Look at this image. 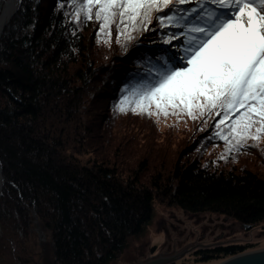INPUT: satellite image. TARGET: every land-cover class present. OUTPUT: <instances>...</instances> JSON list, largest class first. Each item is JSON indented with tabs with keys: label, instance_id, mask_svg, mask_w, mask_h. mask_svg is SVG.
I'll list each match as a JSON object with an SVG mask.
<instances>
[{
	"label": "trees",
	"instance_id": "16d2710c",
	"mask_svg": "<svg viewBox=\"0 0 264 264\" xmlns=\"http://www.w3.org/2000/svg\"><path fill=\"white\" fill-rule=\"evenodd\" d=\"M78 7L20 0L0 38V264H111L143 235L154 201L264 228V133L236 145L227 121L216 127L215 111L193 119L117 108L126 89L183 55L180 34L195 22L189 9L203 13L200 3L174 9L188 17L182 27L154 19L119 42L115 23L111 35L101 32ZM172 33L178 39L165 43ZM255 155L263 168L248 163ZM31 210L53 240L41 260L31 248ZM257 248L217 245L198 255L219 263Z\"/></svg>",
	"mask_w": 264,
	"mask_h": 264
},
{
	"label": "snow or ice",
	"instance_id": "6c2138e0",
	"mask_svg": "<svg viewBox=\"0 0 264 264\" xmlns=\"http://www.w3.org/2000/svg\"><path fill=\"white\" fill-rule=\"evenodd\" d=\"M191 0H79L76 9L85 20L93 15L100 22V31L116 24L117 42L120 35L136 31L154 19L163 27H182L187 16H177L174 9ZM188 10L195 22L182 31L183 55L170 57L166 66L157 70L147 83L126 89L117 108L138 114L169 115L185 113L196 119V114L216 112L221 119L216 127L225 125L236 145L248 139L258 140L264 133V0H206ZM95 9V12H93ZM172 12V15H157ZM117 17L119 18L117 22ZM165 21L168 23L166 24ZM195 33V35H193ZM171 39H178L175 33ZM131 97V99H130ZM155 108V113L150 109ZM259 125V127H257ZM255 129V134H253ZM220 135V133H217ZM231 143L228 136L222 137Z\"/></svg>",
	"mask_w": 264,
	"mask_h": 264
},
{
	"label": "rangeland",
	"instance_id": "374dc122",
	"mask_svg": "<svg viewBox=\"0 0 264 264\" xmlns=\"http://www.w3.org/2000/svg\"><path fill=\"white\" fill-rule=\"evenodd\" d=\"M5 2L6 0H4V4ZM177 52L180 53L179 50ZM180 56L182 55L180 54L178 57ZM261 145L263 146V144ZM249 157L250 162L248 163L251 167L261 166L263 168L260 162L261 157L256 155ZM1 192L2 188L0 195ZM30 218L33 243L31 248L35 254L37 253L36 259L41 260L46 253L45 250L48 249L53 253V240L40 224L35 210L30 211ZM262 225L257 224L252 228L250 226L245 228L230 216L207 212L191 214L177 205H165L154 201V215L143 235L132 239L123 253H120L111 264H141L187 247L191 248L175 257L174 264H216L215 261L201 260L200 255L195 252L217 245L229 244L252 245L257 246V249L264 248Z\"/></svg>",
	"mask_w": 264,
	"mask_h": 264
},
{
	"label": "water",
	"instance_id": "95a60500",
	"mask_svg": "<svg viewBox=\"0 0 264 264\" xmlns=\"http://www.w3.org/2000/svg\"><path fill=\"white\" fill-rule=\"evenodd\" d=\"M5 5H6V2L4 4V7H5ZM19 5H20V0L18 1V7L14 11V13L10 16L9 20L13 17L15 12L18 10ZM4 7H3V10H4ZM3 10H2V12H3ZM1 35L2 34H0V37H1ZM0 172L2 174L1 165H0ZM2 178H3V176H2ZM2 185H3V182H2ZM243 226L245 228H249V225L244 224ZM190 248L191 247L177 249V250H174L172 252L161 255L159 257H156L154 259L143 262L141 264H168V263L174 262L176 259L175 257L185 253ZM218 264H264V248L234 255L232 257H229V258L223 260L222 262H219Z\"/></svg>",
	"mask_w": 264,
	"mask_h": 264
},
{
	"label": "bare ground",
	"instance_id": "6f19581e",
	"mask_svg": "<svg viewBox=\"0 0 264 264\" xmlns=\"http://www.w3.org/2000/svg\"><path fill=\"white\" fill-rule=\"evenodd\" d=\"M18 1L19 0H6V5L4 7V10L0 14V34L3 33L4 28L6 27V25L10 21L9 20L10 16L14 13L16 8L18 7ZM2 182H3V178H2V174L0 172V191L2 188Z\"/></svg>",
	"mask_w": 264,
	"mask_h": 264
},
{
	"label": "flooded vegetation",
	"instance_id": "af4514ba",
	"mask_svg": "<svg viewBox=\"0 0 264 264\" xmlns=\"http://www.w3.org/2000/svg\"><path fill=\"white\" fill-rule=\"evenodd\" d=\"M201 250H204V249H201ZM195 253H197L198 254V252H195ZM200 257V256H199ZM175 262H171V263H168V264H174Z\"/></svg>",
	"mask_w": 264,
	"mask_h": 264
}]
</instances>
